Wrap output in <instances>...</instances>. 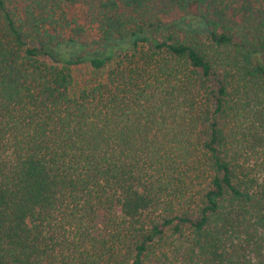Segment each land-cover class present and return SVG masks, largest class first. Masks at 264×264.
<instances>
[{
    "label": "trees",
    "instance_id": "1",
    "mask_svg": "<svg viewBox=\"0 0 264 264\" xmlns=\"http://www.w3.org/2000/svg\"><path fill=\"white\" fill-rule=\"evenodd\" d=\"M0 264H264V0H0Z\"/></svg>",
    "mask_w": 264,
    "mask_h": 264
},
{
    "label": "rangeland",
    "instance_id": "2",
    "mask_svg": "<svg viewBox=\"0 0 264 264\" xmlns=\"http://www.w3.org/2000/svg\"><path fill=\"white\" fill-rule=\"evenodd\" d=\"M180 16L179 13L173 12L168 18L165 19V22L173 21L174 19H177Z\"/></svg>",
    "mask_w": 264,
    "mask_h": 264
}]
</instances>
